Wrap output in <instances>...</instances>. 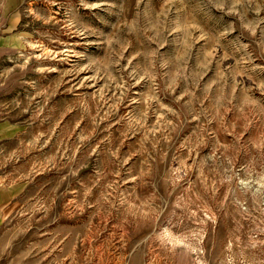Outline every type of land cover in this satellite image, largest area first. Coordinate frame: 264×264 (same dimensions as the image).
I'll use <instances>...</instances> for the list:
<instances>
[{
	"label": "rangeland",
	"instance_id": "obj_1",
	"mask_svg": "<svg viewBox=\"0 0 264 264\" xmlns=\"http://www.w3.org/2000/svg\"><path fill=\"white\" fill-rule=\"evenodd\" d=\"M18 2L0 264H264V0Z\"/></svg>",
	"mask_w": 264,
	"mask_h": 264
},
{
	"label": "crops",
	"instance_id": "obj_2",
	"mask_svg": "<svg viewBox=\"0 0 264 264\" xmlns=\"http://www.w3.org/2000/svg\"><path fill=\"white\" fill-rule=\"evenodd\" d=\"M18 1H0V54H5L17 48L21 43L22 37L15 30L19 19L18 7L20 3ZM10 199H12V189L0 188V211Z\"/></svg>",
	"mask_w": 264,
	"mask_h": 264
}]
</instances>
